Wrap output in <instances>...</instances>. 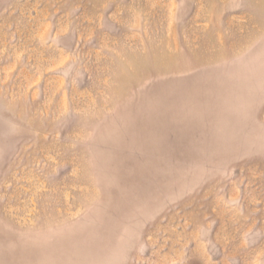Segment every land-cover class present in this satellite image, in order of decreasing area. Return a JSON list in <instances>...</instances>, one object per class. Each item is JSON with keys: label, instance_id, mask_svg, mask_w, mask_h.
<instances>
[{"label": "rangeland", "instance_id": "374dc122", "mask_svg": "<svg viewBox=\"0 0 264 264\" xmlns=\"http://www.w3.org/2000/svg\"><path fill=\"white\" fill-rule=\"evenodd\" d=\"M0 264H264V0H0Z\"/></svg>", "mask_w": 264, "mask_h": 264}]
</instances>
